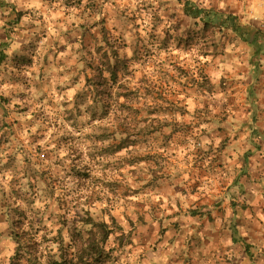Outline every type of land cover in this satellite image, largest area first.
Masks as SVG:
<instances>
[{"label":"rangeland","instance_id":"1","mask_svg":"<svg viewBox=\"0 0 264 264\" xmlns=\"http://www.w3.org/2000/svg\"><path fill=\"white\" fill-rule=\"evenodd\" d=\"M189 1L0 0V264H264L262 14Z\"/></svg>","mask_w":264,"mask_h":264},{"label":"trees","instance_id":"2","mask_svg":"<svg viewBox=\"0 0 264 264\" xmlns=\"http://www.w3.org/2000/svg\"><path fill=\"white\" fill-rule=\"evenodd\" d=\"M184 1V9L186 14L193 19H202L204 18V22L206 25H228L233 26L236 25V18L232 15H227L224 13H219L214 10H204L197 6H195L189 0ZM256 39V38H255ZM2 45H0L1 47ZM5 55L4 52L0 50V65L4 62ZM105 239H103L104 241ZM52 264H57V262H53Z\"/></svg>","mask_w":264,"mask_h":264},{"label":"built area","instance_id":"3","mask_svg":"<svg viewBox=\"0 0 264 264\" xmlns=\"http://www.w3.org/2000/svg\"><path fill=\"white\" fill-rule=\"evenodd\" d=\"M255 1V6L257 8L258 11L261 12L262 16V25H263V29H264V0H253ZM255 6H253L252 10L255 9Z\"/></svg>","mask_w":264,"mask_h":264}]
</instances>
